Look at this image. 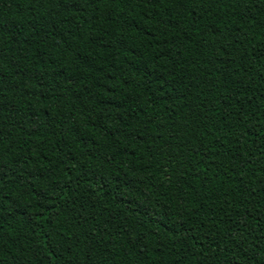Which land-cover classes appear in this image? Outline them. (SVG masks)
<instances>
[{"label":"trees","instance_id":"trees-1","mask_svg":"<svg viewBox=\"0 0 264 264\" xmlns=\"http://www.w3.org/2000/svg\"><path fill=\"white\" fill-rule=\"evenodd\" d=\"M0 264H264V0H0Z\"/></svg>","mask_w":264,"mask_h":264}]
</instances>
